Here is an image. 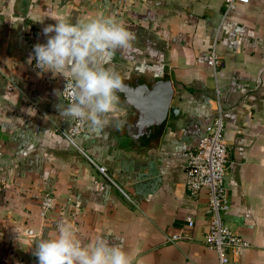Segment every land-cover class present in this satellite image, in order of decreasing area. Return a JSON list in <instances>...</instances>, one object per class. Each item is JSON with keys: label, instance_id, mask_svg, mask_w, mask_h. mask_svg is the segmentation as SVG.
<instances>
[{"label": "crops", "instance_id": "0c3cea01", "mask_svg": "<svg viewBox=\"0 0 264 264\" xmlns=\"http://www.w3.org/2000/svg\"><path fill=\"white\" fill-rule=\"evenodd\" d=\"M53 16L114 18L136 37L101 56L124 86L109 123L97 131L83 121L74 138L87 157L56 131L74 121L61 115L64 77L33 65ZM161 80L172 95L159 120L145 97ZM217 103L227 147L222 218L246 243L224 264H264V0L236 2L225 15L223 0H0V264H38L36 239L55 238L61 222L85 245L99 236L121 244L134 264H218L202 242L207 190L192 198L185 189L187 151ZM44 192L55 200L42 212Z\"/></svg>", "mask_w": 264, "mask_h": 264}, {"label": "clouds", "instance_id": "9594fccd", "mask_svg": "<svg viewBox=\"0 0 264 264\" xmlns=\"http://www.w3.org/2000/svg\"><path fill=\"white\" fill-rule=\"evenodd\" d=\"M52 18L56 23L43 29L47 42L34 45L35 66L65 78V89L71 96L70 102L62 106V116L102 130L112 114L120 110L117 93L124 85L118 72L102 66L101 56L130 47L135 34L114 18L97 17L76 23L65 17ZM58 94L65 99V90ZM77 231L72 223L61 222L55 238L36 239L34 255L38 264H134L133 255L121 244L99 236L85 245Z\"/></svg>", "mask_w": 264, "mask_h": 264}, {"label": "built area", "instance_id": "2783aa9c", "mask_svg": "<svg viewBox=\"0 0 264 264\" xmlns=\"http://www.w3.org/2000/svg\"><path fill=\"white\" fill-rule=\"evenodd\" d=\"M104 1V0H98ZM236 2L247 0H223V14L234 8ZM207 64L214 71L219 64V59L214 50H210L207 56ZM36 65V61L33 62ZM66 80L61 88L65 90L64 102H70V90L65 89ZM84 123L74 120L68 129L56 128V131L85 157L87 155L77 146L74 138L83 130ZM224 121L219 104L216 105L215 114L205 127L204 134L197 144L187 151L185 163V189L187 194L195 198L201 188L207 190L208 221L207 231L203 236V244L216 252L218 264L228 261V253L237 255L241 248L246 246L242 239L231 231L223 221V213L228 208L227 189L224 184V176L227 169V147L223 138ZM103 173L104 167L97 166ZM54 197L47 192L40 196V209L42 212L52 208ZM180 237L172 235L169 240Z\"/></svg>", "mask_w": 264, "mask_h": 264}, {"label": "water", "instance_id": "95a60500", "mask_svg": "<svg viewBox=\"0 0 264 264\" xmlns=\"http://www.w3.org/2000/svg\"><path fill=\"white\" fill-rule=\"evenodd\" d=\"M154 92L160 93L159 102L155 108L151 106V102L154 96ZM172 95V90L169 85V81L167 80H161L156 84H153L150 87V90L147 93V96L145 97V101L148 104L147 106V112L149 116L152 114H155L154 116L157 117L159 120H162L167 113V111L171 110L169 107L170 98Z\"/></svg>", "mask_w": 264, "mask_h": 264}]
</instances>
